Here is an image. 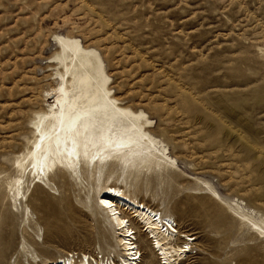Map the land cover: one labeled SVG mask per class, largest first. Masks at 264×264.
Here are the masks:
<instances>
[{"label":"rangeland","instance_id":"obj_1","mask_svg":"<svg viewBox=\"0 0 264 264\" xmlns=\"http://www.w3.org/2000/svg\"><path fill=\"white\" fill-rule=\"evenodd\" d=\"M56 33L101 52L114 92L148 112L183 171L264 211V0H0V173L11 171L6 158L24 148L29 119L45 105ZM55 182L57 196L36 192L30 201L43 228L35 244L40 258L68 250L78 258L84 250L117 260L78 188L60 173ZM180 187L167 202L180 233L195 238L184 264H244L240 256L255 251L239 241L243 233L226 210ZM7 210L1 196L0 264H26L19 253L24 223ZM137 244L147 264L139 234Z\"/></svg>","mask_w":264,"mask_h":264},{"label":"bare ground","instance_id":"obj_2","mask_svg":"<svg viewBox=\"0 0 264 264\" xmlns=\"http://www.w3.org/2000/svg\"><path fill=\"white\" fill-rule=\"evenodd\" d=\"M53 36L57 49L47 58L51 87L44 90L45 105L29 119L24 148L6 158L11 171L0 173V198L24 223L19 253L26 264H142L138 234L150 252L147 264H153L154 253L159 264L186 263L195 238L180 233L167 202L181 179L191 182L183 190L212 199L235 221L243 233L239 241L255 251L240 256L244 264H258L257 255L264 261V211L239 198L226 199L213 181L183 171L166 140L155 134L148 112L127 105L114 92L101 52L74 35ZM58 173L78 188L83 210L100 220L117 260L114 254L99 258L84 250L81 259L73 250L40 258L35 244L43 228L30 201L36 192L55 196Z\"/></svg>","mask_w":264,"mask_h":264}]
</instances>
